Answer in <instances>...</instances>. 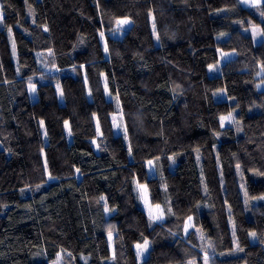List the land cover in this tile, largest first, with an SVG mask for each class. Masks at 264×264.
Masks as SVG:
<instances>
[{
	"label": "trees",
	"instance_id": "16d2710c",
	"mask_svg": "<svg viewBox=\"0 0 264 264\" xmlns=\"http://www.w3.org/2000/svg\"><path fill=\"white\" fill-rule=\"evenodd\" d=\"M0 4V264H264V0Z\"/></svg>",
	"mask_w": 264,
	"mask_h": 264
},
{
	"label": "rangeland",
	"instance_id": "374dc122",
	"mask_svg": "<svg viewBox=\"0 0 264 264\" xmlns=\"http://www.w3.org/2000/svg\"><path fill=\"white\" fill-rule=\"evenodd\" d=\"M263 0H260L259 3H256L255 0H247V2H245V0H242V2L249 6L250 8L252 9H256L262 2ZM1 6V4H0ZM28 15L30 18H34V10L32 9V7H29L28 9ZM3 11H2V19H0V27L3 26ZM122 20H128L129 23L127 24H123V25H120L117 23V29H116V34L117 35H121L124 30L126 29L127 26H129L131 24V19L130 18H121L119 19V21H122ZM249 31L251 32V34L253 35V38L255 40V42H261L263 41L264 37H263V33H262V30H261V26L259 24H254L252 25L250 28H249ZM11 41H12V45L14 46V42L12 40V37H11ZM230 56H233L232 53H222L221 52V59L219 61V63L213 65L211 67V70L213 72H216L218 69H219V66H220V62H223V60L225 61V59L229 58ZM48 61V62H47ZM49 62L50 60L48 59L47 60V57L43 60V67H47L49 65ZM51 68V67H50ZM260 87H263L264 88V80L260 83L259 85ZM225 96L224 99H229L226 92H222ZM220 94H218L219 96ZM222 96V97H224ZM227 121H233L234 122V117H232L231 115V119H226ZM113 123L115 125V129L117 132H122V131H125V128H124V124H123V118H122V114L120 112H117L116 114L113 115ZM119 125V126H118ZM151 162V163H149ZM153 164H155V161L154 160H149L148 161V165H149V170L151 171V167H153ZM152 172V171H151ZM144 187H146L144 185ZM147 189V193H146V200L144 198H142L143 200V205L148 213V215H150L151 217H157V216H160L161 217V212H162V215H163V210H162V207L159 205V204H153L150 202V195H149V191H148V188L146 187ZM143 193V189H141V195ZM159 206V208H157L156 206ZM147 241V250L146 251H143L142 253L137 249V245H144V243ZM136 252H137V257L139 259V262L142 263V261L148 256V253H149V250L151 248V242L149 239H145L144 241L142 242H138L136 245ZM205 257H207L208 255L205 253L204 254ZM51 264H64V258L62 257V252L58 253L57 257L55 258L54 261L51 262Z\"/></svg>",
	"mask_w": 264,
	"mask_h": 264
},
{
	"label": "snow or ice",
	"instance_id": "6c2138e0",
	"mask_svg": "<svg viewBox=\"0 0 264 264\" xmlns=\"http://www.w3.org/2000/svg\"><path fill=\"white\" fill-rule=\"evenodd\" d=\"M245 2H247V0H245ZM256 3H259L260 0H255ZM262 15H264V13H262ZM0 19H2V6H0ZM129 23L128 20H122V21H118V24L123 25V24H127ZM103 35V34H101ZM107 51V48L105 49ZM32 90L35 91V87H32ZM61 95H63V93L61 92ZM222 120L224 119H231V115H229L228 117H222ZM67 126V125H66ZM119 126V125H118ZM151 163V162H149ZM140 189H143V193H142V198H144L146 200V193H147V189L146 187L140 185L138 186ZM103 199V198H102ZM157 208H159V206H156ZM161 216H162V212H161ZM154 219H159L161 218L160 216L157 217H153ZM189 220H191V217H189ZM253 236H255V233H252ZM110 238H111V233H110ZM137 249L142 253L143 251L147 250V241L144 243V245H137ZM192 264H195V262H192ZM205 264H207V257H205Z\"/></svg>",
	"mask_w": 264,
	"mask_h": 264
}]
</instances>
